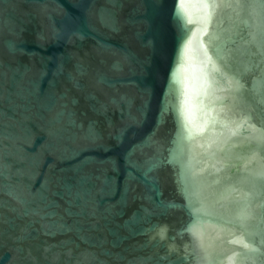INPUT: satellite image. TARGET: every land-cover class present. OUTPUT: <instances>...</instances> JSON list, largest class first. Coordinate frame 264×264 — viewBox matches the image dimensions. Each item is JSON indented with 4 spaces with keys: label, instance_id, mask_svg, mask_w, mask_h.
I'll list each match as a JSON object with an SVG mask.
<instances>
[{
    "label": "water",
    "instance_id": "obj_1",
    "mask_svg": "<svg viewBox=\"0 0 264 264\" xmlns=\"http://www.w3.org/2000/svg\"><path fill=\"white\" fill-rule=\"evenodd\" d=\"M0 264H264V0H0Z\"/></svg>",
    "mask_w": 264,
    "mask_h": 264
}]
</instances>
